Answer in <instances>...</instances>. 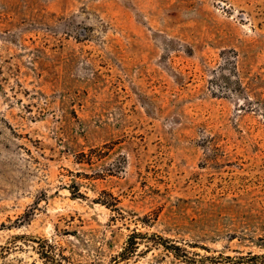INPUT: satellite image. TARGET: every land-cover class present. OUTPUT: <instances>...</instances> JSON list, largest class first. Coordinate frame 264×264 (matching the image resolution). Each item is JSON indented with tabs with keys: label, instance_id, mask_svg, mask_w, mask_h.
Segmentation results:
<instances>
[{
	"label": "rangeland",
	"instance_id": "374dc122",
	"mask_svg": "<svg viewBox=\"0 0 264 264\" xmlns=\"http://www.w3.org/2000/svg\"><path fill=\"white\" fill-rule=\"evenodd\" d=\"M132 233L264 264V0H0V264Z\"/></svg>",
	"mask_w": 264,
	"mask_h": 264
},
{
	"label": "trees",
	"instance_id": "16d2710c",
	"mask_svg": "<svg viewBox=\"0 0 264 264\" xmlns=\"http://www.w3.org/2000/svg\"><path fill=\"white\" fill-rule=\"evenodd\" d=\"M151 242L154 245H162L166 250L179 251V247L173 244L167 245L166 242L161 238L155 236H147L141 233H132L126 239L121 250L112 258L110 264H128L131 260L136 259L140 256L141 249L140 246ZM145 246V245H144ZM146 251L148 247L146 246ZM64 257L58 255L53 258V264H61ZM71 264V263H68Z\"/></svg>",
	"mask_w": 264,
	"mask_h": 264
}]
</instances>
